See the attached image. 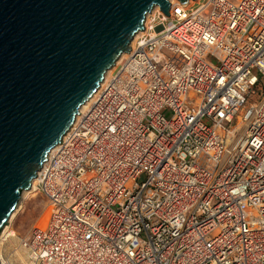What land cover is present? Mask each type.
<instances>
[{"label": "built area", "instance_id": "built-area-1", "mask_svg": "<svg viewBox=\"0 0 264 264\" xmlns=\"http://www.w3.org/2000/svg\"><path fill=\"white\" fill-rule=\"evenodd\" d=\"M188 1L48 151L27 264H264V0Z\"/></svg>", "mask_w": 264, "mask_h": 264}, {"label": "water", "instance_id": "water-1", "mask_svg": "<svg viewBox=\"0 0 264 264\" xmlns=\"http://www.w3.org/2000/svg\"><path fill=\"white\" fill-rule=\"evenodd\" d=\"M169 4L0 0V231L145 15Z\"/></svg>", "mask_w": 264, "mask_h": 264}, {"label": "rangeland", "instance_id": "rangeland-1", "mask_svg": "<svg viewBox=\"0 0 264 264\" xmlns=\"http://www.w3.org/2000/svg\"><path fill=\"white\" fill-rule=\"evenodd\" d=\"M24 191L27 193L25 194ZM28 191H21L14 216L11 220L10 218L7 220L0 231L1 234L2 230L7 227L16 232V236H10L6 241H3V245L0 247L2 258L12 264H27V253L21 247L20 240L34 225L40 222L39 220L43 217L47 207L46 198L42 194L34 189L32 192ZM17 253L22 256L23 262L18 258Z\"/></svg>", "mask_w": 264, "mask_h": 264}, {"label": "bare ground", "instance_id": "bare-ground-1", "mask_svg": "<svg viewBox=\"0 0 264 264\" xmlns=\"http://www.w3.org/2000/svg\"><path fill=\"white\" fill-rule=\"evenodd\" d=\"M178 2V0H169V2ZM191 1H187V2H185V3H181L182 5H186V4H189ZM159 6H154L150 11H149V13H153L155 10H157V8H158ZM144 20H147V14L145 15V17H144ZM143 24H144V21H143ZM140 34V32L139 31H137L132 37H131V40L129 41V43H128V45H130L131 43H132V40L135 38V36H137V35H139ZM124 53H126V52H124ZM124 53H121L117 58H116V60H115V62H114V64L116 63V61L117 60H119V58L121 57V56H123V54ZM113 66V65H112ZM112 66L104 73V77H103V79H102V81L106 78V76L110 73V71H111V68H112ZM98 88H100V84H99V86L95 89V91L91 94V96L79 107V109H78V112H79V110L80 109H83L86 105H87V103L90 101V99L95 95V92H97V89ZM75 117H76V115H75ZM74 120H75V118H74ZM74 120H73V122H74ZM73 122H72V124H73ZM72 124L70 125V127L72 126ZM70 127L68 128V130L70 129ZM67 130V131H68ZM66 131V132H67ZM65 132V133H66ZM64 133V134H65ZM63 134V135H64ZM63 137V136H62ZM61 137V138H62ZM51 150V149H50ZM49 150V151H50ZM34 187H35V180L33 179L32 180V182H31V185H30V187L27 189V190H29L28 192H32L33 191V189H34ZM24 193L26 194L27 192H25L24 191ZM34 195V194H33ZM16 210L17 209H14L13 210V212H11V214L9 215V217H8V219L10 218V220H11V218L14 216V214H15V212H16ZM47 216H48V209L46 208L45 209V211H44V214H43V217L39 220L40 222H38L37 224H39V223H42L46 218H47ZM13 237V236H16V232L12 229H8L7 227H5L3 230H2V232H1V234H0V247L3 245V241H6L9 237ZM17 255H18V258L23 262V260H22V256L19 254V253H17ZM0 264H12L11 262H9V261H5L3 258H2V256H1V254H0Z\"/></svg>", "mask_w": 264, "mask_h": 264}]
</instances>
